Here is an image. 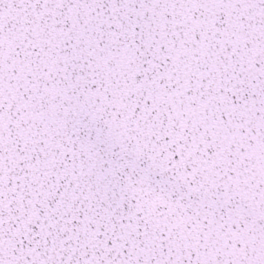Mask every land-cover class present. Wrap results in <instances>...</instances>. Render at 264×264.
<instances>
[{
    "label": "snow or ice",
    "instance_id": "1",
    "mask_svg": "<svg viewBox=\"0 0 264 264\" xmlns=\"http://www.w3.org/2000/svg\"><path fill=\"white\" fill-rule=\"evenodd\" d=\"M0 264H264V0H0Z\"/></svg>",
    "mask_w": 264,
    "mask_h": 264
}]
</instances>
